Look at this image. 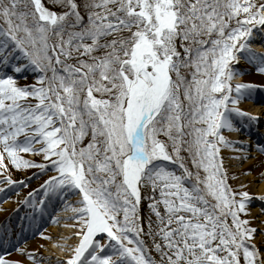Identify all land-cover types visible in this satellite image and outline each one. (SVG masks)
<instances>
[{
	"label": "snow or ice",
	"instance_id": "obj_1",
	"mask_svg": "<svg viewBox=\"0 0 264 264\" xmlns=\"http://www.w3.org/2000/svg\"><path fill=\"white\" fill-rule=\"evenodd\" d=\"M257 27L264 0H0V192L52 172L22 203L29 224L53 197L71 208L61 264H264L221 151L254 147L224 132L260 119L239 107L258 85L232 82L241 59L264 74ZM11 247L0 264L44 260Z\"/></svg>",
	"mask_w": 264,
	"mask_h": 264
},
{
	"label": "rangeland",
	"instance_id": "obj_2",
	"mask_svg": "<svg viewBox=\"0 0 264 264\" xmlns=\"http://www.w3.org/2000/svg\"><path fill=\"white\" fill-rule=\"evenodd\" d=\"M239 71L242 74L236 75V76H238V78H239V76L246 75V74L247 75L250 74L253 76H257V77H264V74L256 72L255 68L252 67L250 62L247 61L246 59L240 60ZM236 76H234V78H233V81H232L233 84H235V81L237 80ZM18 82L21 84L32 83L33 82V76L30 72L25 73L23 76H21L18 79ZM242 82H249V81L247 79H242ZM256 92L259 93L258 90ZM239 106L243 109H246L247 111H249L251 113L253 110H257V112L254 113V115L259 116L260 119L258 122L254 123L255 126L253 125V128L255 127L258 130L257 134H255L256 136L255 137L254 136L253 137L247 136V138H245V137H242L243 132H241V133H239V135H241V137L239 139L254 145L253 149L251 150V155L248 158H254V155L261 156L260 153L255 150V145H257L259 143H264V137L261 135L262 129L264 127V110H263L264 101L262 99L261 100L258 99L256 97V95L253 94L250 97L241 99L239 102ZM237 118H238V120H241V118H239V117H237ZM224 134L226 136H229L228 131H225ZM235 139H237V138H235ZM260 139H262V140H260ZM221 151L223 153V148ZM28 155L30 156V158H32L36 161L41 160V156L37 153H29ZM223 155L225 158L224 153H223ZM238 156H239V154L235 158L231 157L228 160L224 159V163L229 169V174H230L229 183L234 185V186L237 184H243L245 182L243 178L246 177V174L241 172V165L246 163L248 158L241 160L238 158ZM231 163H235L236 165L230 166ZM41 172H43V174H41ZM233 174H235V175L233 176ZM48 175H52V172L51 171H43V170L38 169L36 167H31L28 169H20L18 171L13 170V178L16 179L17 181H19L21 178H24L27 186L23 187L19 190V196L17 195V192L12 187H9L6 190L7 192L5 193V195L7 194V196H5V197H10L9 198L10 207L6 208V209L19 211L21 213H30V215H31V212H30L31 205L30 204L26 205V204L22 203L23 196L29 190H31L33 188H37L42 183V181L47 178ZM255 185H256V182L247 183L248 188L245 189L251 194V199L249 200V202L247 204V208H248L247 217L249 219L250 224L257 230L254 234L255 242L258 246H261V243L258 242V239H259L258 237L260 235L264 236V232L262 234L259 233L260 227H258V226H261L262 222L258 219H259V215L262 214L263 210H264V200L259 198L263 194H259L256 192L257 187ZM51 201H48V206H47V209L45 210V212H47L49 216L50 215L53 216L52 214H54L50 210L51 207L49 206L52 204ZM3 203H4V200L2 199V197H0V204H3ZM48 207H50V208H48ZM254 210L256 212H254ZM37 215H40V214H37ZM253 219H254V221H253ZM55 221L58 222V224L56 225V227L58 229L56 230V233L55 232L49 233L50 234L49 239H52L53 237L56 238L57 236H61V233H60L61 231L59 228H61L62 226H67L68 229L70 230V236H67L66 239L73 238V241L71 240V242H68L69 245L72 244L75 240L73 233L77 230L75 228L77 221H75V219H67L66 220V219H62V218H60V219L57 218ZM65 223H69V225H65ZM64 248L67 250L66 247H64ZM66 250L62 251L63 253L59 252L60 256L64 257L65 255H67ZM56 259L57 258H54V257L53 258L52 257L47 258L46 256H44L43 261H46V262H48V264H51L52 262L54 263V261H56ZM60 263H61V261L57 262L55 264H60Z\"/></svg>",
	"mask_w": 264,
	"mask_h": 264
},
{
	"label": "bare ground",
	"instance_id": "obj_3",
	"mask_svg": "<svg viewBox=\"0 0 264 264\" xmlns=\"http://www.w3.org/2000/svg\"><path fill=\"white\" fill-rule=\"evenodd\" d=\"M250 46L251 48L257 52V53H264V28H260L257 27L256 29L253 30L252 36L250 37ZM242 79H247L249 82L258 84L259 86H263L264 87V77H257V76H253L250 74H246V75H242ZM260 89V90H259ZM258 92L260 93L261 96L264 97V91L261 90V88L259 87ZM259 98V96H258ZM263 110H264V106H263ZM257 110H253L252 113H256ZM241 129L243 131H246L245 133L248 134V130H246L245 128H243L241 126ZM237 135V131H232L229 132V136L230 138H234ZM262 135L264 136V129H262ZM247 138V137H246ZM223 153L225 154V160H228L229 158H235L238 153L233 152L231 149L228 148H223ZM235 166V163H231L230 166ZM251 168L252 170L250 172H246L244 171L245 169H249ZM241 172H243L244 174H246V177H244V183L246 185V188H248L247 183L250 182H256V192L259 194H263L264 195V179L261 178L262 175H264V157L259 156V155H254V158H248L247 162L241 165ZM5 199V203L0 205V230H4L6 227H8L12 222H15V225L20 229V233L22 232H29V235H27L26 237H23L20 240V244L21 246H26L28 248H38L39 252L43 254V256H46L47 258L50 257H54L57 258L56 261H54V263L52 262L51 264H55L57 262H60V259L62 256H60L59 252L65 251L66 249L64 248L66 245H69L68 242H71V240L73 241V238L71 239H66L67 236H70V230L68 229L67 226H62L60 229V233L61 236H57L56 238H52V239H44L41 236L36 234V231L32 232L33 229L37 228V227H42L43 226V231H45L47 233L48 236H50L49 233L51 232H55L58 229L56 227V225L58 224V222L54 221V224L52 225L51 223H40L37 219L33 220L31 222V224H29L27 222V220L25 219L26 215L24 214V217L21 218L19 217L18 221L17 218L18 216L15 217V214H13V212L11 211H7L8 209H5V206L7 204H9V200L6 198ZM74 199V197H71V200ZM57 211V215H59L60 217L63 216V219L68 218V214L69 213V208L64 207L63 205L58 206L56 209H54ZM254 212H256L254 210ZM253 212V213H254ZM29 217L30 215L27 214ZM69 219V218H68ZM262 222L260 227V232L259 233H263L264 232V210L263 213L259 215V219ZM254 221V219H253ZM23 222V230L21 229V225ZM26 223V224H25ZM45 224V225H44ZM47 225V226H46ZM65 225H69V223H65ZM14 226V229H16ZM14 233V230H13ZM258 242L261 243V246L264 247V236L260 235L258 237ZM18 238H13V242H9L3 247V250H7V253L12 255V256H18L19 254L15 251H13V248L11 247L12 244L15 243V241H17ZM41 245H44L43 247H41ZM2 250V251H3ZM67 251V250H66ZM63 253V252H62ZM48 254V255H47ZM42 264H48V262L43 261ZM61 264V263H60Z\"/></svg>",
	"mask_w": 264,
	"mask_h": 264
}]
</instances>
